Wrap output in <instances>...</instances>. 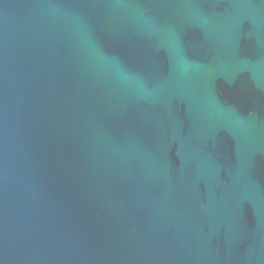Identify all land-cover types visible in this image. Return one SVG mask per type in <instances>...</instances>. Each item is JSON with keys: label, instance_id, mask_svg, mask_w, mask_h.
Here are the masks:
<instances>
[{"label": "water", "instance_id": "1", "mask_svg": "<svg viewBox=\"0 0 264 264\" xmlns=\"http://www.w3.org/2000/svg\"><path fill=\"white\" fill-rule=\"evenodd\" d=\"M0 264H264V0H0Z\"/></svg>", "mask_w": 264, "mask_h": 264}]
</instances>
